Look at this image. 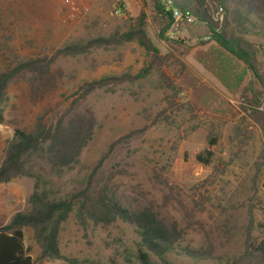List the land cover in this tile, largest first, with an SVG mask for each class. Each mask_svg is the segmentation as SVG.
Returning <instances> with one entry per match:
<instances>
[{
	"label": "rangeland",
	"instance_id": "obj_1",
	"mask_svg": "<svg viewBox=\"0 0 264 264\" xmlns=\"http://www.w3.org/2000/svg\"><path fill=\"white\" fill-rule=\"evenodd\" d=\"M164 5L165 0H85L73 13L64 0H0V74L35 61L46 69L66 45L99 38L118 41L144 20L160 65L133 83L108 86L85 98L77 113L93 111L94 137L79 164L54 177L53 191L64 196L79 189L110 147L127 137L104 160L97 179L109 180L111 194L129 210L148 207L177 226L180 239L167 255L168 264H236L246 245L264 241V8L258 6L261 13L250 16L238 36L258 53L255 78L218 50L201 22H178V31L171 34L174 21L169 27L160 12ZM118 7L122 17L114 15ZM208 7L219 33L225 8ZM204 58L233 72L240 89L232 92L238 85H221L200 64ZM152 61L138 41L109 42L85 55L59 57L48 72L19 74L1 105L5 121L0 125V166L15 130L31 132L39 118L55 122L86 83L133 78ZM187 75L194 79L199 105L185 84ZM210 139L217 144L210 148L211 163L204 165L197 156L208 149ZM33 191L31 178L0 186V227L26 211ZM135 230L122 220L103 224L87 216L82 222L75 212L61 229L60 251L80 262L140 264ZM24 244L37 264H68L41 259L32 229L24 230ZM151 261L164 264L155 256ZM247 261L264 264V259Z\"/></svg>",
	"mask_w": 264,
	"mask_h": 264
},
{
	"label": "trees",
	"instance_id": "obj_2",
	"mask_svg": "<svg viewBox=\"0 0 264 264\" xmlns=\"http://www.w3.org/2000/svg\"><path fill=\"white\" fill-rule=\"evenodd\" d=\"M208 5L215 8L220 5L225 8V24L219 33L218 25L208 13L210 11ZM258 6L264 8V0H245V2L243 0H165V5L160 12L168 18L169 27L174 21V11L189 12L194 16V21L207 26L208 34L212 35L217 43L216 47L223 55L242 63L249 72L248 76L251 74L256 78L259 76L256 61L258 53L253 46L238 36L243 34L245 23L250 22V16L261 13ZM144 30V20L140 19L118 41L99 38L87 43L69 44L54 54L46 69H43L42 61H35L19 64L11 71L0 74V125H2L5 118L1 105L5 92L19 74L41 70L48 72L49 67L59 57L85 55L109 42L120 45L133 40L138 41L148 54L153 56L151 64L133 78L129 75L106 77L83 85L74 95L70 108L55 122L46 124L39 118L33 131L15 130L0 166V186L15 179L31 178L34 179V191L26 203V211L13 215L8 224L0 227V264H37L25 250L24 230L27 228L33 230L41 259L65 260L68 264H96L67 259L61 254L59 244L61 229L75 212L82 222L87 216L103 224L117 220L125 221L136 228L135 231L139 237L136 260L140 264H155L151 261V257L155 256L162 263L168 264L167 255L175 251L180 239L177 226L168 225L148 207L129 210L116 195L111 194L108 187L109 180L97 179L104 160L111 154L116 144L127 141V137L110 147L108 154L97 163L79 189L64 196L53 191L54 177H62L67 170L74 169L81 161L83 150L94 137L97 121L93 111L87 109L83 113H77L78 107L82 105L85 98L108 86H116L126 81L133 83L160 65L159 51ZM199 61L206 71L219 77L221 85L225 88H233L231 84H235L238 87L232 92L240 89L242 83L236 80L235 74L229 69L214 63L213 59L204 58ZM221 69L224 71L221 72ZM184 81L187 86L190 85L188 88L192 93V101L199 105L195 97L196 85L193 84V77L187 75ZM216 144V139H210L208 149L201 152L197 160L204 165H209L214 155L210 148ZM189 253L196 258L201 256L198 252L190 251ZM251 258L263 261L264 241L246 245L245 255L241 261L239 260V264H244ZM247 262L245 264H251Z\"/></svg>",
	"mask_w": 264,
	"mask_h": 264
},
{
	"label": "built area",
	"instance_id": "obj_3",
	"mask_svg": "<svg viewBox=\"0 0 264 264\" xmlns=\"http://www.w3.org/2000/svg\"><path fill=\"white\" fill-rule=\"evenodd\" d=\"M85 1V0H64V4L66 7H68V10L70 12L76 13L79 10V2ZM93 1V0H91ZM221 11H223V8H221ZM114 15L116 17H122L123 13L122 10L118 7L114 10ZM223 17V15H222ZM173 19H174V25L172 26V31H170L171 34L178 31V22H193L195 20L194 16L191 15L189 12L186 13H180L179 11L173 12Z\"/></svg>",
	"mask_w": 264,
	"mask_h": 264
}]
</instances>
